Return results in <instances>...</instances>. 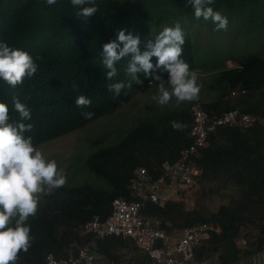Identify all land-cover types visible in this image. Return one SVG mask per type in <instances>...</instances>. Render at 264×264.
<instances>
[{
  "label": "trees",
  "instance_id": "16d2710c",
  "mask_svg": "<svg viewBox=\"0 0 264 264\" xmlns=\"http://www.w3.org/2000/svg\"><path fill=\"white\" fill-rule=\"evenodd\" d=\"M136 1L95 0L98 11L89 17H80L77 16L80 8L74 7L71 0H57L51 6L46 0H0V42L27 51L36 64L44 65L56 57L54 44L67 41L73 50L60 54L55 62L64 70L75 71L71 76L54 73L56 83L26 77L15 88L0 79V100L5 99L15 110L12 98L16 96L37 111L40 120L36 125L46 135L45 139L59 137L76 127L82 117L73 118L74 92L91 100L103 96L104 83L93 69L104 70L101 63L104 43L117 40L120 30L126 34L131 28L138 29L145 14L136 4L140 7H145V3L163 4L178 20L195 18L188 0ZM209 6L217 11L236 8L243 13L250 8L264 9V0H212ZM191 39L185 35L181 58L193 70L202 65L195 62L199 48ZM128 59L118 61L117 69L126 68ZM226 60L236 61L238 65L219 67L211 75L207 85L209 100L199 95L192 102L176 106L173 98L172 105L155 115H144L136 125L121 124L100 132L93 139L85 137L89 148L81 154L85 157L83 167L101 182L96 184L89 178L42 196L37 215L28 221L34 239L26 253H19L17 264H43L50 253L58 258L76 255L78 247L92 239L90 235L80 234L84 223L94 215L106 219L117 197L135 199L129 183L138 166L146 167L157 177L164 162L174 164L181 151L192 143L195 121L191 107L196 102L211 115L239 108L260 118L250 126L218 127L209 134L206 146L191 157L192 165L207 173L211 180L236 185L240 196L230 199L216 212L188 210L180 201L171 200L164 206L146 202L141 213L148 219H160L169 231L202 222L219 225L220 231L212 230L208 240L197 250L199 260L217 258L220 264H240L246 263L254 252L264 251V56L251 54ZM152 62L155 64V57ZM137 75L139 79L143 77V73ZM236 88L244 89L245 93L233 96L232 90ZM174 121L182 124V130L173 128ZM77 161L75 167L79 166L80 158ZM69 167L74 166L70 163ZM187 190L184 189L181 196ZM241 238L247 240L244 246L238 242ZM93 245L98 257L108 264L151 262L132 240L107 237L94 240Z\"/></svg>",
  "mask_w": 264,
  "mask_h": 264
},
{
  "label": "clouds",
  "instance_id": "9594fccd",
  "mask_svg": "<svg viewBox=\"0 0 264 264\" xmlns=\"http://www.w3.org/2000/svg\"><path fill=\"white\" fill-rule=\"evenodd\" d=\"M56 2L57 0H46V4L49 6L56 4ZM188 3L194 9L196 19L203 18L205 21H211L215 25V31H227L228 18L220 11L214 10L213 7L209 6L212 4V0H188ZM71 4L74 7L80 8V11L77 13V16L80 17H89L98 11L95 0H71ZM184 43L185 32L179 23H176L175 26H165L155 37L154 42L153 40L147 42L146 50L144 51H141L139 47V36L131 35L130 30L126 34L124 30H120L117 40L106 42L102 45L101 63L104 66V70L101 71L98 67L93 69L96 71L97 77L102 78L104 83L102 85L103 96L91 100L90 97L79 95L75 91L74 94L76 95L71 102L75 105V112L73 113L75 115L73 118L82 117V121L76 127L64 131L62 135L84 132L83 135L85 137L93 139L100 132L113 130V128L121 125L116 124L113 127L109 125L106 128L103 123H110L111 116H113L112 121H116L119 118L126 119L128 122L122 124L133 126L144 115H155L159 110H152L146 113V107H143L144 111L140 113L137 105L142 100L134 99L135 95L149 89L148 85H152L153 83L159 82L158 95L153 94L152 100L161 107L169 105L173 101V98H175L176 106L198 99L201 90V86L198 84V75L181 58ZM121 45L123 46L121 47ZM69 50H73V46L69 42L64 40L56 42L53 47V52L56 54L55 59L60 54ZM153 57L156 58L155 64L152 62ZM123 58H129L127 67L117 69L116 63ZM55 59L43 63L44 65L40 63L36 64L33 57L27 51L10 47L6 42H0V79H3L12 88H15L17 85L22 84L26 77L33 76L43 81L56 83L58 79L54 76V73L63 76L75 75V71L69 72L64 70L55 62ZM138 73H143L141 79L138 78ZM159 73L165 74L161 75ZM152 93L151 91L149 95ZM12 102L15 110L8 106V102L5 99L0 100V264H17L19 253L21 251L26 253L31 247L34 237L31 235L28 221L30 217L37 215L41 197L49 195L54 190L65 185L74 184L67 182L66 177L73 178L71 173L60 170L57 162L48 159L40 150L44 146V143L61 138L62 135L45 139L46 135L36 125L40 120L37 116H40V114L37 111L34 112L31 106L22 103L16 96H13ZM127 108L135 109L134 117L136 119L133 122H129V113L121 117L114 116L116 112L121 114V111ZM172 126L175 130H182L183 127L182 124L175 121ZM83 135L78 137L79 141ZM84 141L89 145L85 138ZM135 170L129 183V190L135 195V199L117 198L140 202L143 207L146 202L152 201H144L141 193L136 192L132 187ZM199 172L194 177L192 184L175 186L173 189H170L169 194L167 192L169 197L166 201L159 200L152 203L164 206L171 200L179 201L180 193H183L184 189H188L187 187L194 186L195 181L200 179L199 176L202 172L200 170ZM75 173L72 170V174ZM111 214L104 220L100 216L94 215L92 219L82 225L80 234L90 235L92 239L88 243L78 247L76 255L58 258L53 253H50L45 256L43 264H53L54 260L61 264L69 259H76L86 247L94 256V264H98L99 259L105 260L102 257L99 258L97 252H95L94 240L107 237H123L114 235L101 237L96 232L89 230L88 225L95 221L103 223ZM198 224L200 223L192 225ZM161 227L170 235L176 234L186 228L169 231L162 222ZM213 231H220V229ZM208 238L202 240L196 248L195 254H197V250ZM123 239L135 242L131 238ZM242 239L245 238H241L238 242L240 243ZM245 244H247V240ZM141 251L151 262L158 264L148 253L143 250ZM249 258L247 260L248 264ZM203 260L207 261L206 259ZM208 262L212 263V260Z\"/></svg>",
  "mask_w": 264,
  "mask_h": 264
},
{
  "label": "rangeland",
  "instance_id": "374dc122",
  "mask_svg": "<svg viewBox=\"0 0 264 264\" xmlns=\"http://www.w3.org/2000/svg\"><path fill=\"white\" fill-rule=\"evenodd\" d=\"M135 3H137L136 0ZM149 4L145 3V7H140L136 4L141 13L145 15L142 17V20H140L141 23H139L138 29L135 30L131 28L130 34L139 36V47L141 51H144L146 50L147 42L149 40H153L154 42L155 37L165 26H175L176 23H179L185 35L188 37L190 36L192 38L191 40L199 48V54H197L198 58H196L195 62H197L198 65H202V67L199 66L200 69H193V71L198 75V84L201 86L199 95L202 97L204 95L203 100L207 101L210 99L207 85L209 84L211 75L218 71L220 69L219 67H236L238 65L236 61L226 60L227 58L236 59L237 57H245L251 54H261L264 56L263 8L259 10L250 8L243 13L238 12L239 9L236 8L231 11L220 10V12L228 18V29L227 31H215V25L211 21H205L203 18L178 20V17L175 18V16H173L171 9L164 7L163 4ZM157 14H159V19L157 18ZM158 23L160 25H158ZM222 60H224L223 63H221ZM158 83L148 85L149 89L135 95V100H142V102L137 105L140 113H143V107H146V113L168 107V105L161 107L152 100L153 94L158 95ZM151 91L153 93L149 95ZM169 105H172V103ZM129 109L130 108L124 109L121 111V114L116 112L114 116L117 115L121 117L129 113V122H133L136 119V117H134L135 109ZM112 117L113 116L110 117V123H103L106 128L109 125L113 127L116 124L128 122V120L120 118L116 121H112ZM83 134L84 132L73 134L66 133L62 135L61 138L44 143V146L40 148V150L48 159L55 160L60 170L71 173L73 178L66 177L67 182L81 183L85 181V179L88 180L92 178L97 184L101 182V179L96 178L95 180V177L88 174L83 167V159L85 157L81 156V154L88 150V145L84 141L85 136ZM80 135L83 136H81V140L79 141L78 137ZM77 158H80V162L79 166L75 167L78 163ZM70 163H72L74 167H69ZM72 170H76V173L72 174ZM200 176V179L195 181L194 186L187 187L188 190L186 194L184 193L183 196H180L179 201L186 209H196L201 213L216 212L221 205L227 204L230 199L240 196L239 189L236 185H222L219 181L211 180L207 173H201ZM239 244L241 246L245 245L241 241ZM140 252L145 255L142 251ZM216 259L217 258L213 259L214 261L212 260V263H214ZM98 264L108 263L106 260L99 259ZM149 264L154 263L150 262Z\"/></svg>",
  "mask_w": 264,
  "mask_h": 264
},
{
  "label": "built area",
  "instance_id": "2783aa9c",
  "mask_svg": "<svg viewBox=\"0 0 264 264\" xmlns=\"http://www.w3.org/2000/svg\"><path fill=\"white\" fill-rule=\"evenodd\" d=\"M245 93L242 88L232 90V95ZM192 114V143L184 148L178 160L174 163L164 162L162 172L153 177L148 169L139 166L135 170L132 187L141 193L144 201H166L170 189L175 186L190 185L200 172L192 165L191 157L198 154L207 144L209 134L223 125L243 124L250 126L260 121L256 115L231 109L220 115H211L199 103L193 104ZM112 214L103 223L98 221L88 225V229L101 237L109 235L131 238L138 247L149 254L158 264H220L219 261L210 263L196 258L195 250L203 239L210 236L211 230H219L212 222L191 225L176 234H167L161 227L160 219H148L141 213L142 203L116 198L112 203ZM246 243L245 239L241 240ZM53 264H60L53 261ZM61 264H94V256L86 247L76 259H69ZM249 264H264V251L252 254Z\"/></svg>",
  "mask_w": 264,
  "mask_h": 264
},
{
  "label": "crops",
  "instance_id": "0c3cea01",
  "mask_svg": "<svg viewBox=\"0 0 264 264\" xmlns=\"http://www.w3.org/2000/svg\"><path fill=\"white\" fill-rule=\"evenodd\" d=\"M240 264H248V261H247L246 263H243V262H242V263H240Z\"/></svg>",
  "mask_w": 264,
  "mask_h": 264
}]
</instances>
